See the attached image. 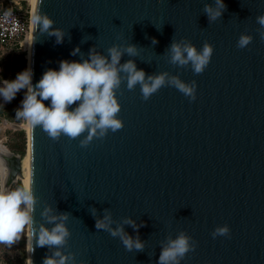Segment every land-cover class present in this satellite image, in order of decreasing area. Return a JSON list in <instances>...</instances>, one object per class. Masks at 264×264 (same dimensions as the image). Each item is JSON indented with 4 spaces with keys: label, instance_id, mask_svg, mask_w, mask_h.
Masks as SVG:
<instances>
[{
    "label": "water",
    "instance_id": "water-1",
    "mask_svg": "<svg viewBox=\"0 0 264 264\" xmlns=\"http://www.w3.org/2000/svg\"><path fill=\"white\" fill-rule=\"evenodd\" d=\"M206 4L215 0L30 3L26 69L33 85L61 60L87 58L93 48L107 56L113 45H135L137 54L124 52L120 63L132 60L146 78L166 72L195 81V99L166 85L144 100L139 85L128 90L122 79L116 98L123 127L94 136L86 147L80 142L87 131L54 140L27 120L28 188L37 200L33 228L38 234L41 225L53 226L51 216L67 214L71 235L60 251L71 255L69 264H159L162 244L181 231L195 248L180 264H264V27L256 20L264 0H224L213 21ZM38 12L54 21L49 32H63L61 43L35 31ZM242 33L253 39L240 49ZM174 41H190L197 50L205 42L212 46L203 73L170 62ZM0 158L6 169L0 187L8 189L22 176V157L3 148ZM106 213L111 228L139 236L143 250L128 251L119 236L98 230L96 220ZM224 224L230 233L214 238V228ZM55 250L37 246L25 226L27 264H42Z\"/></svg>",
    "mask_w": 264,
    "mask_h": 264
},
{
    "label": "clouds",
    "instance_id": "clouds-1",
    "mask_svg": "<svg viewBox=\"0 0 264 264\" xmlns=\"http://www.w3.org/2000/svg\"><path fill=\"white\" fill-rule=\"evenodd\" d=\"M225 7L224 0H215V6L206 4L204 12L209 21H213L222 15ZM256 20L264 27V14L258 15ZM53 23L54 21L42 12H38L33 20L35 31L38 29L40 32H48L49 35L56 37L57 43H61L63 40L61 30L49 32ZM252 39L251 35L242 33L237 40V47L240 49L247 47ZM155 42L153 40V43ZM78 51V47L73 49L72 55H76ZM107 52V56L101 55L93 48L90 49L87 58L61 60L58 69L45 70L35 85L32 83L31 69H25L12 80H0V98L5 103L11 102L18 92L24 90L21 105L16 110L18 118L30 121L33 126H41L54 140L61 134L76 139L87 131V135L80 142L82 147H86L94 136L102 138L110 130L115 132L123 127V122L118 118L120 105L116 98V90L120 87L122 79H126L128 90H133L139 85L144 100L150 99L166 85L175 87L186 97L195 99V81L188 84L178 76H169L166 72L146 78L145 72L142 69L138 70L132 60L121 64L124 52L129 56L137 54L135 45H128L125 49L113 45ZM169 52L172 64L181 67L190 64L194 74H201L211 60L213 48L207 42L197 50L190 41H174ZM122 73L125 74L124 77ZM44 101L50 103L45 104ZM36 204V197L28 187L16 190L0 187V241L10 244L25 226H30L32 235L36 236L37 246L56 249L51 256L44 257L42 264H69L73 259L71 255L62 254L60 251L71 235L65 224L68 215L51 216L48 223L53 226L49 229L41 225L37 234L33 228L32 217ZM49 211L50 209H45L42 215H47ZM111 223V215L106 213L103 219L96 220L95 226L98 230L108 231L113 237L119 236L126 250H143L144 244L139 236L134 238L128 235L122 226L113 229ZM124 223L136 227L131 220L126 219ZM229 233L230 228L227 224L217 225L212 236L215 238ZM194 248L195 243L191 237L181 231L175 238L169 237L162 244L159 264H180L186 254Z\"/></svg>",
    "mask_w": 264,
    "mask_h": 264
},
{
    "label": "built area",
    "instance_id": "built-area-1",
    "mask_svg": "<svg viewBox=\"0 0 264 264\" xmlns=\"http://www.w3.org/2000/svg\"><path fill=\"white\" fill-rule=\"evenodd\" d=\"M29 10V0H0V56L8 55L15 49L25 50L22 41L28 34ZM3 103L2 100L0 106ZM15 124L0 113V131L14 129ZM4 139L5 136L0 138L2 148H5ZM23 264H27L26 259Z\"/></svg>",
    "mask_w": 264,
    "mask_h": 264
},
{
    "label": "rangeland",
    "instance_id": "rangeland-1",
    "mask_svg": "<svg viewBox=\"0 0 264 264\" xmlns=\"http://www.w3.org/2000/svg\"><path fill=\"white\" fill-rule=\"evenodd\" d=\"M18 54L22 55V58L24 60V68L23 70L26 69V50H20V49H15L13 50L10 54L5 55V56H0V80H11V78H15L16 75L21 72L20 70V65L18 63H14L13 60L15 58V56H17ZM22 70V71H23ZM24 92V91H23ZM25 94V92H24ZM3 99L0 98V102ZM23 119L21 122L17 123V125L19 126L18 129H22L24 132V136L26 134L25 129H27V120ZM24 121V122H23ZM21 123H24V128H21ZM12 130H17V129H12V128H8L6 129L4 132L0 131V138L2 136H5V141L4 144L6 145V148L8 149V143L10 142L11 139V132ZM9 150V149H8ZM25 150V148H24ZM26 155V152L24 151L22 156ZM19 182L21 188H23V186L25 187V184L23 183V185L21 184L20 180H16L14 182H12L10 184V186L8 187V190H16L17 189V183ZM20 239H23L24 243H23V247H24V254L22 259H19V256L21 255L20 253ZM25 228L17 234V237L12 241V243H7V242H3L0 241V264H23L25 262Z\"/></svg>",
    "mask_w": 264,
    "mask_h": 264
},
{
    "label": "trees",
    "instance_id": "trees-1",
    "mask_svg": "<svg viewBox=\"0 0 264 264\" xmlns=\"http://www.w3.org/2000/svg\"><path fill=\"white\" fill-rule=\"evenodd\" d=\"M13 62L18 63L20 65V70L22 71L24 68V60L22 58L21 54H18L17 56H15ZM14 78H11V80ZM24 90H21L20 92H18L15 96V98L11 101V102H7V103H3L0 106V113L3 114L5 117H7L10 121L15 122V123H19L21 122L23 119L22 118H18L16 116V110L17 108L20 107L21 105V101L24 97ZM25 121V120H24ZM23 121V122H24ZM11 139L10 142L8 143V149L14 153H18L20 155L23 154L24 152V148H25V136H24V132L22 129H17V130H12L11 132ZM17 189L21 188L19 182L17 183ZM20 243V253L21 255L19 256V259L21 260L23 257V252H24V247H23V239H20L19 241Z\"/></svg>",
    "mask_w": 264,
    "mask_h": 264
},
{
    "label": "bare ground",
    "instance_id": "bare-ground-1",
    "mask_svg": "<svg viewBox=\"0 0 264 264\" xmlns=\"http://www.w3.org/2000/svg\"><path fill=\"white\" fill-rule=\"evenodd\" d=\"M29 3H32V0H29ZM29 43H30L29 34H27L25 39L22 41V45H23V47L25 48V50L27 52L26 55H28ZM21 126H22V128L25 129L24 123H21ZM26 126H27V129H25V130H27L26 131V134H27V132H28V121H27V125ZM0 150H2V147H1ZM5 173H6V169L4 168V166L2 164V159L0 158L1 182H3V180H4ZM21 173H22V176H21V178L19 180L21 181L22 185L24 183L25 187H28V154H27V151H26V155L25 156L23 155L22 159H21Z\"/></svg>",
    "mask_w": 264,
    "mask_h": 264
},
{
    "label": "flooded vegetation",
    "instance_id": "flooded-vegetation-1",
    "mask_svg": "<svg viewBox=\"0 0 264 264\" xmlns=\"http://www.w3.org/2000/svg\"><path fill=\"white\" fill-rule=\"evenodd\" d=\"M5 148H6V145L4 144ZM0 149H1V145H0ZM3 149V148H2ZM7 149V148H6ZM2 150H0V153H1Z\"/></svg>",
    "mask_w": 264,
    "mask_h": 264
}]
</instances>
